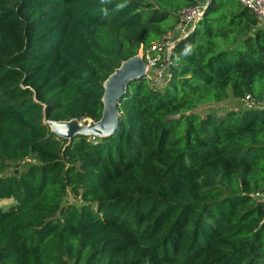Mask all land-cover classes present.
<instances>
[{"label":"trees","instance_id":"1","mask_svg":"<svg viewBox=\"0 0 264 264\" xmlns=\"http://www.w3.org/2000/svg\"><path fill=\"white\" fill-rule=\"evenodd\" d=\"M175 3L0 0V264H264V107L196 113L264 104V28L236 0L210 3L163 89L129 84L113 135L46 124L99 122L108 78L193 4Z\"/></svg>","mask_w":264,"mask_h":264},{"label":"built area","instance_id":"2","mask_svg":"<svg viewBox=\"0 0 264 264\" xmlns=\"http://www.w3.org/2000/svg\"><path fill=\"white\" fill-rule=\"evenodd\" d=\"M212 1L191 0L193 4L179 13V20L174 30L166 34L159 42L152 44L145 51H141V56L147 64V77L154 70L156 71V81L165 80V76L168 73V63L176 45L188 37L205 18L206 11ZM236 1L249 11L250 15L256 20L258 27L264 28V0ZM245 102L249 108L264 107L262 102H256L250 95L245 98ZM92 141H95V137L92 138ZM253 199L256 203H263L264 190L255 192Z\"/></svg>","mask_w":264,"mask_h":264},{"label":"water","instance_id":"3","mask_svg":"<svg viewBox=\"0 0 264 264\" xmlns=\"http://www.w3.org/2000/svg\"><path fill=\"white\" fill-rule=\"evenodd\" d=\"M146 77L147 64L139 54L123 63L106 81L103 96L104 111L99 122L90 121L87 125H84L74 120L71 122H46V124L51 128L53 127L52 125L62 127L64 132H57L53 129L51 131L58 137L68 139L69 141H72L77 135L107 138L118 129L120 119L118 105L122 96L126 93L129 84Z\"/></svg>","mask_w":264,"mask_h":264},{"label":"rangeland","instance_id":"4","mask_svg":"<svg viewBox=\"0 0 264 264\" xmlns=\"http://www.w3.org/2000/svg\"><path fill=\"white\" fill-rule=\"evenodd\" d=\"M175 1H177V4L175 3L176 5H174V6H180L182 3V0H173V2H175ZM170 10L173 11L172 13L174 16L177 15V13L174 12V10H172V9H170ZM172 23H173V19L168 20L167 22L163 23L162 27L166 28L168 25H171ZM140 55H141V53H140ZM148 77H149V79L156 81V71L152 70L148 74ZM164 81L165 80H163V81L158 80L157 81V82H159V85H158L159 89H163L165 87ZM248 108L249 107L247 106V103L245 101L229 98L228 100H226L222 103H219V104L211 103V104L203 105L196 110V113L199 114L201 117H206L208 114H216V115L222 117V116H225L230 111L242 112ZM71 124H73V123H71ZM65 126H69V125H65ZM51 129H53V128H51ZM31 161H29L28 163H30ZM23 167L24 166H21V168H23ZM14 173H15L14 165H11L9 167V169L6 171L5 175L12 176V175H14ZM72 203L78 204V202L74 200L73 196L70 195L69 198H67L65 200V204H72ZM13 205H14V201H12V200L0 201V208L1 209H8Z\"/></svg>","mask_w":264,"mask_h":264},{"label":"bare ground","instance_id":"5","mask_svg":"<svg viewBox=\"0 0 264 264\" xmlns=\"http://www.w3.org/2000/svg\"><path fill=\"white\" fill-rule=\"evenodd\" d=\"M53 130L57 131V132H64V129L62 127H58L56 125H52Z\"/></svg>","mask_w":264,"mask_h":264},{"label":"clouds","instance_id":"6","mask_svg":"<svg viewBox=\"0 0 264 264\" xmlns=\"http://www.w3.org/2000/svg\"><path fill=\"white\" fill-rule=\"evenodd\" d=\"M123 5H118L117 7H122ZM105 15H107V9H104Z\"/></svg>","mask_w":264,"mask_h":264}]
</instances>
